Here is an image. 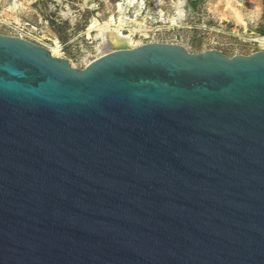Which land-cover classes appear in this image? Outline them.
<instances>
[{"label":"water","instance_id":"1","mask_svg":"<svg viewBox=\"0 0 264 264\" xmlns=\"http://www.w3.org/2000/svg\"><path fill=\"white\" fill-rule=\"evenodd\" d=\"M0 264H264V51L0 33Z\"/></svg>","mask_w":264,"mask_h":264},{"label":"rangeland","instance_id":"2","mask_svg":"<svg viewBox=\"0 0 264 264\" xmlns=\"http://www.w3.org/2000/svg\"><path fill=\"white\" fill-rule=\"evenodd\" d=\"M67 9L72 23L62 17ZM233 10L239 11L245 25L234 20ZM111 18L115 24L122 21V33L135 42L177 44L192 53L249 55L250 34L264 36V0H0L1 34L50 52L58 46V57L77 68L98 53L99 32L88 31L92 20L101 26Z\"/></svg>","mask_w":264,"mask_h":264},{"label":"bare ground","instance_id":"3","mask_svg":"<svg viewBox=\"0 0 264 264\" xmlns=\"http://www.w3.org/2000/svg\"><path fill=\"white\" fill-rule=\"evenodd\" d=\"M128 3L133 2V0H127ZM120 8V5L118 6ZM232 15L234 20L240 25H245L244 19L242 15L237 10L232 11ZM63 18H70L71 23L74 22V18L67 9L66 12L62 13ZM122 21H118V24H115L114 19L111 18L108 21H105L103 25H99L95 19L92 20L91 26L88 31L96 28L98 30L97 37L99 38L100 42L96 45L95 49L98 53H105L115 49L127 48V47H134L137 46L138 43L135 42L131 35H124L122 33L121 23ZM124 23V21H123ZM244 27V26H243ZM133 35V34H132ZM58 46L55 47L51 53L54 56H59Z\"/></svg>","mask_w":264,"mask_h":264},{"label":"built area","instance_id":"4","mask_svg":"<svg viewBox=\"0 0 264 264\" xmlns=\"http://www.w3.org/2000/svg\"><path fill=\"white\" fill-rule=\"evenodd\" d=\"M252 38H250L246 43H247V48L250 51L249 54L254 53L256 51H264V36H257L254 33L250 34ZM152 41H147L146 39H142L140 42H137L138 45L143 44V43H149ZM104 54V53H102ZM101 53H97L96 55H90L87 58L83 60L81 65L79 66L84 67L87 65L90 61L94 60L95 58L99 57L102 55ZM61 56V55H60Z\"/></svg>","mask_w":264,"mask_h":264}]
</instances>
